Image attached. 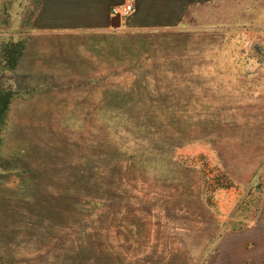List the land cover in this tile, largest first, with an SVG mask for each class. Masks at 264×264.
<instances>
[{"label": "rangeland", "instance_id": "obj_1", "mask_svg": "<svg viewBox=\"0 0 264 264\" xmlns=\"http://www.w3.org/2000/svg\"><path fill=\"white\" fill-rule=\"evenodd\" d=\"M18 7L6 1L0 13V45L23 48L0 71L12 93L0 131V264H60L53 255L79 254L88 238L125 264L153 254L204 264L226 230L256 219L264 0L216 1L174 31L40 35L34 48ZM101 181L98 198L65 208L80 209L77 231L46 239V201Z\"/></svg>", "mask_w": 264, "mask_h": 264}, {"label": "crops", "instance_id": "obj_2", "mask_svg": "<svg viewBox=\"0 0 264 264\" xmlns=\"http://www.w3.org/2000/svg\"><path fill=\"white\" fill-rule=\"evenodd\" d=\"M6 1H15L17 7L25 3L34 48L40 35L49 41L63 33L87 36L90 32L97 38L120 27L136 34L174 31L186 23L192 10L220 0H133L134 11L124 18L112 15L111 9L125 0H0L1 14ZM204 264H264V195L256 219L226 230Z\"/></svg>", "mask_w": 264, "mask_h": 264}, {"label": "trees", "instance_id": "obj_3", "mask_svg": "<svg viewBox=\"0 0 264 264\" xmlns=\"http://www.w3.org/2000/svg\"><path fill=\"white\" fill-rule=\"evenodd\" d=\"M1 45H0V71L4 69L3 64L5 63L8 64L9 70L15 69L17 67L19 58H21L22 56V49H23L22 45L20 43H11V42L6 43L3 46ZM11 99H12L11 91L9 89L5 90L0 86V131L6 123V116L9 111ZM106 180H108V178ZM102 181L100 182V184L96 186L98 189L92 188L91 185H87L85 186V188L80 189L78 192H76L74 196L66 197L61 200H54L55 202H53L52 200L46 201L43 213L42 212L38 213L40 215L41 226L45 224L46 227L47 226L49 227V234H47L46 239L51 241L54 236L55 237L59 236V238H60V234L61 236L62 235L65 236L64 234H67L69 229H71L70 231L73 230V233L77 231L76 228L80 226L81 211L78 208L73 209L72 211H68L67 209H70L72 206L74 207L75 205H78L81 197L95 196V198H98L94 193L103 187ZM110 191L111 192L109 198L111 195L113 197H116V195L119 194V193L117 194V191L113 192V188ZM95 200H93L94 203H91V207L99 205V203H97V201ZM68 206L70 207L67 208ZM66 211L70 213H67ZM45 218H47L46 221ZM47 221L49 222L47 223ZM59 238L52 241L53 244H57V247L59 245L61 246L62 244L60 243ZM91 240L92 239L88 238V245L90 247L88 245H86L85 247L84 246L81 247L79 254L77 253L75 255H69V256L67 255L69 257V258L67 257V259L66 258L60 259L61 258L60 255L56 257L53 255L55 262H60V264H65V263L66 264H125L124 261H122L119 257L112 258L106 255L105 253H103V251L98 249L96 245L91 244ZM50 244L52 245V243ZM47 257H49V255ZM156 259L157 257L153 254L150 262L149 260H147L148 262L146 264H161V262L158 261L156 262ZM126 264H133V263L126 262Z\"/></svg>", "mask_w": 264, "mask_h": 264}, {"label": "built area", "instance_id": "obj_4", "mask_svg": "<svg viewBox=\"0 0 264 264\" xmlns=\"http://www.w3.org/2000/svg\"><path fill=\"white\" fill-rule=\"evenodd\" d=\"M134 11L133 0H125L124 3L118 7L111 9V14L121 18L129 16Z\"/></svg>", "mask_w": 264, "mask_h": 264}]
</instances>
